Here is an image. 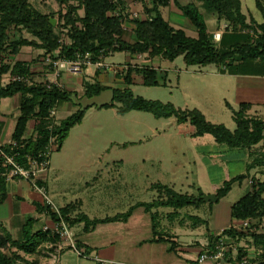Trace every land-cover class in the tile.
Listing matches in <instances>:
<instances>
[{
	"label": "rangeland",
	"instance_id": "374dc122",
	"mask_svg": "<svg viewBox=\"0 0 264 264\" xmlns=\"http://www.w3.org/2000/svg\"><path fill=\"white\" fill-rule=\"evenodd\" d=\"M30 1L45 14L59 10L55 0ZM257 1L264 5V0H242V9L250 21L262 23L264 17L257 7ZM125 2L129 8L131 4L132 7L139 5L140 8L133 11L140 12V17L141 14L145 15L142 4L134 0ZM179 2L188 5L192 1ZM171 9L174 12L172 21L187 30L189 35L190 31L196 32L190 21L178 14L176 4ZM200 10L208 29L213 32L217 22L215 16L203 8ZM162 13L167 15V9L162 10ZM25 36L31 38L28 34ZM30 50L35 54L40 53L35 49ZM106 63L115 66L120 64L125 68L147 64L159 68L161 74L157 77L158 85L155 87L145 86L140 75H136L129 87L136 97L173 104L183 111L199 110L208 122L224 125L231 132L237 128L234 112L240 110L241 103L254 105L250 114L255 115V111H260L259 114L264 115L261 105L264 98L263 60L254 62L255 67L254 63L250 64L252 72L238 77L221 76L217 65L188 66L183 57L169 62L163 58L151 59L146 55L136 64L131 55L114 53L107 57ZM105 98L102 94L91 101L99 104L106 102ZM18 104L17 95L10 100L9 106L7 104V110L0 107V121L6 119L2 136L5 141L10 137L20 115ZM86 105L83 103L81 106ZM79 109L80 106H75L69 113H62V107L56 108L57 124ZM32 126L33 122L29 124V129ZM192 128L187 124L180 129L175 118L158 119L144 112L132 111L121 116L116 109H100L98 106L87 111L82 123L70 131L62 149L51 151L50 167L39 177L41 181L44 178L46 196L57 210L81 202L77 213H83L92 220L105 219L125 214L140 203L159 199L160 193L153 189L157 184L198 199L200 194H216L226 181L237 176L244 175V179L235 182L230 193L219 202L204 201L198 207L187 206L177 211L160 208L146 212L143 207H139L127 221L100 224L89 235L84 233V224L75 225L71 230L76 239L78 236L80 244H86L91 253L87 252L81 257L72 249H66L59 255V264H132L137 251L146 257L152 254L157 259L161 258L165 247L172 245L160 238L166 239L172 232L181 234V242L198 236L210 240L220 234L222 227H230L233 222L232 206L250 192V180L259 176L258 169L248 170L249 161L245 159V150L218 144L210 135L194 137L190 134ZM37 193L42 198L40 204L46 205L45 196ZM23 207L27 208V205L23 204ZM31 217L30 210L21 216L23 221ZM44 222L37 217L32 232L42 230ZM182 222L185 226H179ZM3 224L15 240H22L23 227L16 231L11 228L10 222ZM47 246L40 250L38 264H49ZM207 264L216 263L209 261Z\"/></svg>",
	"mask_w": 264,
	"mask_h": 264
},
{
	"label": "trees",
	"instance_id": "16d2710c",
	"mask_svg": "<svg viewBox=\"0 0 264 264\" xmlns=\"http://www.w3.org/2000/svg\"><path fill=\"white\" fill-rule=\"evenodd\" d=\"M55 1L59 4L58 12L45 14L38 11L30 0H0V79L8 74L33 76L30 64L16 62L14 65H8L3 62L5 55L17 56L23 48L29 47L42 50L45 56L49 54L55 56V52L61 48L60 37L65 29L68 30L71 43L62 47L61 54L69 59L86 53L97 58L102 52L106 57L114 53H127L131 56L147 55L151 59L163 58L169 62L183 57L188 66L217 65L222 73L229 75L251 73L250 64L259 60L264 61V22L260 24L254 20L249 22L242 11L241 0H191L188 5H181L179 0H134L143 5L146 17L133 21L132 42L124 39L126 30L122 19L127 15L125 0ZM173 4H176L181 14L190 21L197 32V38L189 37L184 30L175 29L164 19L162 9ZM257 7L264 17V5L257 1ZM200 8L213 14L220 23L225 22L226 32L235 33L236 39L230 41L228 45L218 47L213 35L208 31L207 22ZM116 13H119V16H116ZM251 32L255 35H251ZM135 74L142 77L145 86L158 85L157 70L154 67L150 65L128 67L126 72H122L126 87L112 90V102L98 108L116 109L121 116L137 111L150 113L158 119L175 118L179 125H191L194 128L192 134L194 137L210 135L218 144L227 145L231 149L251 151L252 161L247 168L260 169L261 172L258 173L259 176L250 180L252 182L250 192L235 203L231 210L234 220L248 222V226L226 228L217 237L210 239L209 245L214 247L213 243H217L221 237H227L238 244L251 240L252 246L262 251L255 257L254 262L264 264V151L252 152L264 141V121L257 117H249L248 112L252 105L241 103L240 110L234 112L237 128L235 132H231L224 125L208 122L199 110L183 111L173 104L136 97L129 89ZM103 90L107 88L98 83L87 85L85 97L91 99ZM17 95H20V115L12 141L0 147L8 155L18 154L15 160L22 166H27L28 157L39 161L46 159L44 154L47 152L51 136L57 138V150H61L70 131L82 123L87 111L92 107H82L75 102V106H80V109L56 125L52 131L51 111L63 103L74 102L77 94L58 87L48 89L42 84L10 82L4 85L0 81V104L4 99ZM31 122L34 123L33 133L28 136ZM14 143L17 144L16 147L13 146ZM7 170L3 157H0V205L8 197ZM243 179L244 175H240L226 181L216 192L218 202L230 193L235 182ZM38 184L45 185L41 180ZM153 189L160 193L159 199L151 203H140L129 212L115 217L92 220L83 213H77L81 208V202L60 209V213L71 229L75 225L84 224V233L88 234L100 224L127 221L139 207H143L146 212L160 208H172L177 211L187 206L198 207L204 203L203 199L179 194L164 185H154ZM201 196L202 194L199 197ZM37 208L41 214H46L54 220L59 219L51 206L39 204ZM35 221L37 219H29L26 222L22 240H15L0 223V264H38L40 250L60 241L59 237L43 229L33 233L32 226ZM173 238L169 234L166 239L160 240L170 242L173 251L176 249ZM248 254L249 250L240 248L238 260Z\"/></svg>",
	"mask_w": 264,
	"mask_h": 264
},
{
	"label": "crops",
	"instance_id": "0c3cea01",
	"mask_svg": "<svg viewBox=\"0 0 264 264\" xmlns=\"http://www.w3.org/2000/svg\"><path fill=\"white\" fill-rule=\"evenodd\" d=\"M241 2H242V0H241ZM139 4H141V3H139ZM130 6L131 7L129 8V6L127 5L128 11H133L136 8H137L136 10H138L140 8L139 5H135V7H132V4H131ZM172 6L173 5L162 9V10L167 9V11H168L167 15H164L162 13L164 19L166 21H168L170 23V25L172 27H174L175 29L184 30L185 33L189 37L197 38L198 37L197 32H191L190 31L191 35H189L187 30L182 28V26L178 25L175 21H172V13H174L171 9ZM177 10L179 12V13L178 12L177 13L180 15L181 14L180 10L179 9H177ZM242 11H243V9H242ZM141 15H142L141 18L146 17L143 14H141ZM216 20H217V18H216ZM248 21L250 22L249 19H248ZM226 25L227 24L225 22L220 23L217 20V22L215 23V25L213 27L214 31L210 32V30L208 29V31L211 35H213L214 33H217V32L222 33L223 39L220 40L219 42H215L217 44V46L225 45V44L228 45L230 43V41H233L234 39H236L235 33H232V31L226 32V29H227ZM125 30H126V33H125L124 39L126 41L132 42L133 32H134L133 21H128L126 23ZM243 34H244V32H243ZM30 49H35V48H29V47L23 48L17 56L7 54V55H5L3 62L8 64V65H14L16 62L28 63L31 66V72L33 73V76L35 78H37L39 80H53L52 72L49 71L48 67L46 66V64L43 61V58L45 56L43 54V51L39 50V49H35V50L40 51V53L35 54L34 52L32 53V51ZM145 56H131V57H132V59L135 60V63H136V61L137 62L140 61V59H142ZM128 64H129V62H128ZM130 64H132V63H130ZM147 65H149V64H147ZM151 66H153V65H151ZM153 67L157 70V77H158L159 74H161V71L159 70V68H157L155 66H153ZM117 69L118 70L116 72H113V71H97L95 68L91 67V68L84 70L80 75H76V76L69 75V74H62L61 77L59 78V83L64 87L65 91L77 94V96H76L77 98L74 99V102L63 103L64 106H62L63 104L60 105V107H62V113H69L71 111V109L73 107H75V102L77 104H80V105H82L83 103H86L87 104L86 106H92V107L110 104L113 100L112 90L124 89L126 87V84L124 82V78L122 76V72L127 71L128 67H127V69L124 70V67L119 64V66H117ZM219 74H221V76H231V77H234V76L238 77L239 76V75L224 74L221 72L220 69H219ZM136 75L137 74L133 75V81L135 80ZM9 76H11V74L5 75L3 78L0 79V81L5 80ZM141 81L143 83L142 77H141ZM96 83L100 84L102 87H106L107 90H103L98 96H94L91 99L86 98L85 92H86L87 85H90V84L92 85V84H96ZM102 94L106 97L105 98L106 102H102V103L97 104L98 102L91 101L94 98L98 99ZM18 96H19V104L18 105L20 106V95H18ZM11 99L12 98L4 99L1 102L0 107L7 110L8 106H9V102ZM89 102H91V103H89ZM7 104H8V106H7ZM250 104L252 105V108L248 112V116L249 117H257V118L262 119L264 121V115L259 114L260 111H255V115L250 114L252 112L253 107H254V105L252 103H250ZM261 105L264 108V98L262 99ZM19 113H20V111H19ZM7 116H9V114H7ZM57 116H58V112H57ZM18 117H19V115L17 116V119H18ZM17 119L15 121L13 130L10 132V137L6 141L3 140L4 138H2L3 128L5 127V123H6L5 120L6 119L5 120L2 119L0 121V146L1 145H7L12 141V137H13V133L15 130L16 123H17ZM33 125H34V123H33ZM183 126L184 125H180V129ZM193 132H194V128H192L190 134L192 135ZM32 133H33V126L30 129L28 128L27 135L29 136ZM255 150H258V152L264 151V141H262L259 145H257L253 149L252 152H255ZM245 152H246L245 153V159L248 160L249 161L248 164H250L252 161L251 151H245ZM257 172L260 173L261 172L260 169H258ZM41 179L45 183L44 178H41ZM46 186H47V184H45V187ZM41 201H42L41 196L37 193V191H35L33 189V187L30 185L29 182L24 181V180H19V179L8 182L7 200L3 204L0 205V223L10 222L11 228L13 230L14 229L15 230L21 229L22 227H24V225L28 221V220L23 221L21 216H22V214H24L25 212H29V210H30V212L33 215V217H31V219L32 218L37 219V217H39V218H42L43 221H45L44 225L46 223L49 224L50 218L46 214H41L38 211L37 207ZM23 204H26L27 208H24V207L22 208ZM178 215L179 214L177 213L176 217H178ZM183 222L179 226H182V225L185 226V223L183 224ZM240 223L241 222L233 219V222L230 225V227L231 226H237L238 227V226H240ZM222 230H224V227H222L219 231L221 232ZM87 235H89V233ZM170 235H172L174 237L173 241L176 242V244H175L176 249L175 250L172 251L171 246H167L163 250V252L161 254V258L158 257L157 259H155V257H153L152 254H151V256L146 257L145 254H142L139 251H137L135 262L132 264H197L196 260H197L198 256L202 252L206 251L208 248H211L209 245L210 240H208V238H206L205 236H201V237L198 236L197 238H192L189 241L181 242L179 240V237H180L179 235H181V234H178L177 232H174V233L172 232V233H170ZM215 235H217V234H215ZM78 238L79 237L77 236V239ZM77 241L82 248H84L88 253H91L90 252L91 250L88 248V246H86V244H80V242H79L80 239H78ZM163 244H165V243H163ZM213 245H214V243H213ZM240 246L247 247V250H249V253L252 257H257V255H259L262 252L261 250L256 249L254 246H252L250 240L241 242ZM152 252H154V248H152ZM226 262H235V261L231 259V260L226 261ZM235 264H237V263L235 262Z\"/></svg>",
	"mask_w": 264,
	"mask_h": 264
},
{
	"label": "built area",
	"instance_id": "2783aa9c",
	"mask_svg": "<svg viewBox=\"0 0 264 264\" xmlns=\"http://www.w3.org/2000/svg\"><path fill=\"white\" fill-rule=\"evenodd\" d=\"M119 16V13L115 14ZM141 18L140 12L137 11H127V15L122 19L123 25L125 27L128 21H134L135 19ZM251 35H255L254 32H251ZM222 38V33L217 32L213 34V39L215 42H219ZM71 41L68 37V30L65 29L60 37L61 48L55 52V56L46 55L43 58L44 63L48 67L49 71L52 72L53 80H39L34 76L24 77V76H9L5 80L1 81L2 84L6 85L10 82H24L28 85L42 84L48 89L53 87H58L64 89V87L59 83V78L62 74L69 75H80L84 70L88 68H95L97 71H113L116 72L117 66L106 63L107 57L103 52L95 58L92 54H78L74 59H69L62 56V47L70 44ZM127 67H124V70ZM57 110L56 108L51 111V130L53 131L54 127L57 124ZM14 147L17 146L16 143L13 144ZM57 138L51 136L47 152L44 154L46 159L39 161L38 159H32L28 157L27 166H22L18 164L15 158L18 154L8 155L4 153L0 147V157L4 159V166L7 167V180L11 182L13 180H24L30 183L33 189L41 194H43L47 200L46 205L51 206L52 210L58 214V220L52 219L50 216L49 224L46 223L43 227L44 231H49L53 236L59 237L60 241L57 244H50L47 246L49 251L47 254L50 256L49 264H59V255L66 249H72L77 253L78 256H85L87 251L79 246V243L76 239L74 232L71 230L70 226L64 220L63 216L60 213V210L52 207L51 201L48 200L46 196V187L45 185L40 186L38 184L39 177L44 174L50 167V154L51 151L57 150ZM250 184L252 182L250 181ZM240 226L247 227L248 222L240 223ZM222 230L220 233H222ZM241 244V243H240ZM235 241L229 240L227 237H221L217 243L214 244V247L207 249L202 252L196 262L197 264H207L209 261L220 264L225 261L234 260L237 264H256L254 262L255 257H252L250 253L248 256L244 257L241 260H238L240 248H246L245 246H240ZM100 264H105L101 262Z\"/></svg>",
	"mask_w": 264,
	"mask_h": 264
},
{
	"label": "water",
	"instance_id": "95a60500",
	"mask_svg": "<svg viewBox=\"0 0 264 264\" xmlns=\"http://www.w3.org/2000/svg\"><path fill=\"white\" fill-rule=\"evenodd\" d=\"M53 24L55 25V21H53ZM198 199H203V201L205 202H218V198L216 194L210 196H202L201 198Z\"/></svg>",
	"mask_w": 264,
	"mask_h": 264
}]
</instances>
